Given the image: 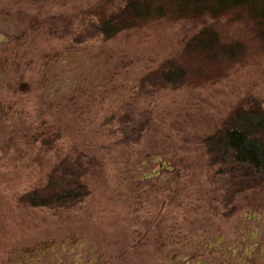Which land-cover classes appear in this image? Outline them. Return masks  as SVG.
Returning <instances> with one entry per match:
<instances>
[{"label": "rangeland", "instance_id": "1", "mask_svg": "<svg viewBox=\"0 0 264 264\" xmlns=\"http://www.w3.org/2000/svg\"><path fill=\"white\" fill-rule=\"evenodd\" d=\"M129 1L0 0V264H215L242 210L264 212V174L222 171L205 143L264 112V49L250 42L214 83L163 84L203 25L161 19L106 40L101 22ZM208 24L227 43L251 31ZM70 167L87 197L21 203Z\"/></svg>", "mask_w": 264, "mask_h": 264}, {"label": "trees", "instance_id": "2", "mask_svg": "<svg viewBox=\"0 0 264 264\" xmlns=\"http://www.w3.org/2000/svg\"><path fill=\"white\" fill-rule=\"evenodd\" d=\"M161 19L203 25L186 44L184 62L172 63L156 74L163 84L214 83L245 60L250 42L264 49V0H130L118 13L103 20L98 30L108 40ZM209 21L248 23L251 31L247 39L227 43ZM205 143L213 164L222 171L264 174V112L240 113ZM88 195L79 173L70 167L62 174L55 170L46 187L23 195L20 201L33 208H49L74 203Z\"/></svg>", "mask_w": 264, "mask_h": 264}, {"label": "flooded vegetation", "instance_id": "3", "mask_svg": "<svg viewBox=\"0 0 264 264\" xmlns=\"http://www.w3.org/2000/svg\"><path fill=\"white\" fill-rule=\"evenodd\" d=\"M244 212L249 213L247 214L249 217L240 220L237 227H240L238 240L234 237L229 242L226 236L220 235V247L217 249L218 256L215 264H264V212L262 213L261 208L242 210V213ZM234 215L231 213L230 217H227L224 213L220 218L226 217L228 223ZM245 215L243 214V216ZM227 243L230 244L228 246H231L229 249L231 253L232 246H234L232 255L231 253L229 255L224 253L228 247L226 246ZM188 264L190 263L188 262Z\"/></svg>", "mask_w": 264, "mask_h": 264}]
</instances>
